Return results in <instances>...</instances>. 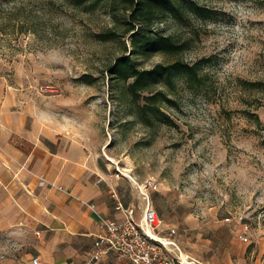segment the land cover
Masks as SVG:
<instances>
[{"label":"rangeland","instance_id":"1","mask_svg":"<svg viewBox=\"0 0 264 264\" xmlns=\"http://www.w3.org/2000/svg\"><path fill=\"white\" fill-rule=\"evenodd\" d=\"M184 1L183 18L151 26L183 51L137 56L148 70L178 59L200 68V86L177 75L171 89L146 87L164 91L161 115L142 118L145 99L109 70L137 58L121 0H0V99L79 142L107 173L120 170L109 183L138 216L132 180L159 181L147 193L160 235L196 264H264V0H191L194 12ZM29 238L0 229V264H23Z\"/></svg>","mask_w":264,"mask_h":264},{"label":"crops","instance_id":"2","mask_svg":"<svg viewBox=\"0 0 264 264\" xmlns=\"http://www.w3.org/2000/svg\"><path fill=\"white\" fill-rule=\"evenodd\" d=\"M1 97L0 229L30 236L23 264H116L113 253L89 260L99 214L123 219L119 203L126 204L111 188L110 174L79 142Z\"/></svg>","mask_w":264,"mask_h":264},{"label":"trees","instance_id":"3","mask_svg":"<svg viewBox=\"0 0 264 264\" xmlns=\"http://www.w3.org/2000/svg\"><path fill=\"white\" fill-rule=\"evenodd\" d=\"M82 3L89 1L91 4L101 3L105 0H79ZM114 2V0H110ZM129 13V26L126 32H131V54L151 55L155 53L177 54L185 48V42H179L172 35H165L151 28L154 20L164 14H170L172 18H183L184 0H121ZM191 11H196L198 5L191 0H187ZM186 13V11H184ZM188 18V17H186ZM107 36L106 38H112ZM127 50V48H125ZM110 72L114 77L128 80L126 90L134 98L145 99L139 102L136 110L139 115L148 117L149 114L161 115L162 110L159 101L164 95V91L146 95L145 89L152 83H164L173 87V77L181 75L185 82L191 86H200L202 77L200 68L195 63H188L183 60H175L171 64H158L152 69L139 67L138 57L131 58L128 55L118 57L110 67ZM130 79V81H129ZM144 92V93H143ZM141 103V104H140Z\"/></svg>","mask_w":264,"mask_h":264},{"label":"built area","instance_id":"4","mask_svg":"<svg viewBox=\"0 0 264 264\" xmlns=\"http://www.w3.org/2000/svg\"><path fill=\"white\" fill-rule=\"evenodd\" d=\"M120 175V170L110 174L111 177ZM132 181L143 194L139 216L133 204L123 206L121 203L123 219L120 221L99 214V230L89 260H100L113 253L116 264H194V258L184 253L178 242L160 235L162 220L147 193L159 191L160 182L153 177L142 184ZM90 206L95 207L94 204ZM246 232L240 233L239 238L247 240ZM33 264H38V260L33 259Z\"/></svg>","mask_w":264,"mask_h":264}]
</instances>
